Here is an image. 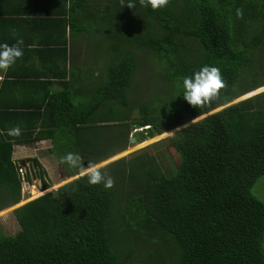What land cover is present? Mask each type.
<instances>
[{
    "label": "trees",
    "instance_id": "obj_1",
    "mask_svg": "<svg viewBox=\"0 0 264 264\" xmlns=\"http://www.w3.org/2000/svg\"><path fill=\"white\" fill-rule=\"evenodd\" d=\"M133 2L50 0L51 42L65 53L68 31L103 44L106 76L93 88L59 81L39 103L0 100V211L20 202L13 144L47 140L56 163L76 152L86 167L124 152L130 126L141 127V142L188 123L164 138L177 158L162 168L143 147L99 167L110 189L84 174L49 185L57 187L12 209L17 230L0 231V264H132L134 246L144 264H264V202L251 192L264 175V90L189 123L264 85V0H169L156 11ZM139 51L154 58L160 82L143 99L127 93ZM206 65L228 87L198 109L182 79ZM17 125L22 134L9 136ZM31 164L45 189L44 170ZM58 167L65 177L80 172Z\"/></svg>",
    "mask_w": 264,
    "mask_h": 264
},
{
    "label": "crops",
    "instance_id": "obj_2",
    "mask_svg": "<svg viewBox=\"0 0 264 264\" xmlns=\"http://www.w3.org/2000/svg\"><path fill=\"white\" fill-rule=\"evenodd\" d=\"M49 4L50 0H0V44L13 45L17 39H23L22 58L6 73L0 71V76L3 77L0 81V100L6 104H12L13 101L39 103L46 92H54L60 88L59 81L77 78L76 84L81 81L85 83L93 78L90 75L92 72L94 75L96 73V70L84 68V37L79 34L71 35L66 31L65 53L59 50L60 43L51 42ZM54 33L56 36L53 38L57 39L58 33ZM81 48L84 49L80 51ZM52 160L53 157L49 154V161L53 162ZM57 168L59 169L58 166Z\"/></svg>",
    "mask_w": 264,
    "mask_h": 264
},
{
    "label": "rangeland",
    "instance_id": "obj_3",
    "mask_svg": "<svg viewBox=\"0 0 264 264\" xmlns=\"http://www.w3.org/2000/svg\"><path fill=\"white\" fill-rule=\"evenodd\" d=\"M82 39L80 41H82ZM83 45L86 49V51L84 50V55L86 53L85 60L87 65L86 66L84 64V68L88 67V69L96 70V74H97V77L94 78V74L91 71L92 74L90 75L93 76V78L88 80L89 87L93 88L95 85L103 83L105 80L106 64H107V56H108L107 50H105L104 45L101 43H98L97 48H95L94 44L88 40H84ZM83 49L84 48H81L80 51H82ZM115 57H116V53L113 54L112 58ZM153 59L154 58L151 55L147 54L146 52L139 51L137 53L136 62H138V65L136 63L135 69H133V80H132V85L134 89L132 93L130 92V90H128L127 92L130 96L132 95L131 96L132 98L143 99L145 96L151 95L153 92L159 89L160 82L156 74L158 65L154 62ZM263 89L264 86L258 87L255 90L250 91L249 93L241 95L238 99H241L253 93H257ZM134 114H135V110L131 111L130 117L126 120V122H130ZM128 129H129L128 130V137H129V135L133 136V134H136V131L141 130V127L130 126ZM175 129L176 128H173L171 129V131H169L172 133L166 132L162 136L159 135L153 138H147L146 140L143 139V141L141 140V142L132 143V146L129 147L127 141L125 145L126 146L125 148L127 149L123 153L117 154L114 157L106 159V161L95 163V165L97 167H101L106 164H109L111 161L119 157L129 158L128 155L131 152L143 147H147V151L156 155L157 161L162 168L165 165L172 166L174 160L177 158V154L172 148L167 146L166 142L164 141V138L168 135L173 134L176 131ZM48 144L49 143L47 140H40L37 142H30L23 144H13L11 159L13 158L12 161L15 163V166L16 163L19 167L22 168H26L27 165L30 166L29 172L27 171L29 180L28 181L25 180L24 178L25 176L19 177L20 178L19 200L22 201H20L17 205L22 204L28 200H31L43 193L54 190L60 184L71 179L69 177L68 178L65 177L61 172L60 168L59 169L57 168L58 165H56L57 163L54 161V159L52 160L53 162L49 161V153L47 152V148H46L48 147ZM32 158H36L40 166L44 170V176L42 180L45 183L46 186L45 189L42 188L40 179H38L35 175H33L35 173V168L31 164ZM54 183L58 185L52 189L49 188V185ZM251 192L255 197H257L259 200L264 202V175H262L256 180L253 187L251 188ZM13 206L15 207L16 205ZM13 206L0 211V231L5 234H12L17 230L15 220L12 216L11 209ZM138 238H140V236ZM129 244L131 245L133 244V242ZM137 247L138 246H134V251L132 254L135 258L133 259L132 264H144L137 257ZM139 247L142 248L143 251H145L141 243H139ZM262 248L264 249V240L262 242ZM160 264H169V263L160 262Z\"/></svg>",
    "mask_w": 264,
    "mask_h": 264
},
{
    "label": "clouds",
    "instance_id": "obj_4",
    "mask_svg": "<svg viewBox=\"0 0 264 264\" xmlns=\"http://www.w3.org/2000/svg\"><path fill=\"white\" fill-rule=\"evenodd\" d=\"M169 0H139L142 7H151L153 11L165 8ZM122 6H127L130 9L135 7L133 0H128L125 4L121 0ZM236 15L242 18L243 9L237 8ZM23 39H17L16 43L9 45L7 43L0 44V71L7 72L18 59L23 56ZM3 77L0 76V81ZM228 87L223 79L221 70L215 66H203L198 71H195L191 76H185L182 79L183 98L194 108H204L209 106L213 101L220 98L221 90ZM187 125H184L185 128ZM181 130L177 129L176 131ZM172 133V132H169ZM19 125L8 130V135L19 137L21 135ZM84 157L76 152H67L60 156L57 160L58 166H65L67 170L82 171L87 176V182L90 186L103 184L105 189H110L114 186V180L111 176L103 173L95 164L88 163L84 166Z\"/></svg>",
    "mask_w": 264,
    "mask_h": 264
},
{
    "label": "water",
    "instance_id": "obj_5",
    "mask_svg": "<svg viewBox=\"0 0 264 264\" xmlns=\"http://www.w3.org/2000/svg\"><path fill=\"white\" fill-rule=\"evenodd\" d=\"M264 86V85H263ZM264 90V89H263ZM263 90H261V91H263ZM261 91H259V92H261ZM259 92H257V93H259ZM249 93V92H248ZM254 94H256V93H253V94H251V95H248V96H246V97H249V96H252V95H254ZM246 97H243V98H246ZM243 98H241V99H243ZM238 100H240V99H234L233 101H231V102H229V103H226V104H224V105H222V106H220V107H218V108H216V109H214V110H211V111H209L208 113H206V114H203V115H201V116H199V117H197V118H195V119H193V120H191V121H189V123L190 122H193V121H195V120H198L199 118H202V117H204L205 115H207V114H210V113H212V112H214V111H216V110H219L220 108H222V107H224V106H227V105H229V104H231V103H234V102H236V101H238ZM188 123H185V124H183V125H180V126H178V127H176V129L175 130H177L178 128H181V127H183L184 125H187ZM132 143H137V142H135V138L132 136V135H129V137H128V147L129 146H132ZM106 160V159H105ZM82 171H80L79 173H77L76 175H74V176H72V177H69V178H71V179H73V178H75V177H77V176H79V175H82V174H84V173H81ZM68 178V177H67ZM71 179H69V180H71ZM68 180V181H69ZM44 194V193H43ZM27 202V201H26ZM25 203V202H24ZM23 204V203H22ZM14 205V204H13ZM13 205H11V206H13ZM19 205H21V204H19ZM19 205H17V206H19ZM11 206H8V207H11ZM17 206H15V207H17ZM14 206L12 207V209H14L15 208ZM11 209V210H12Z\"/></svg>",
    "mask_w": 264,
    "mask_h": 264
},
{
    "label": "built area",
    "instance_id": "obj_6",
    "mask_svg": "<svg viewBox=\"0 0 264 264\" xmlns=\"http://www.w3.org/2000/svg\"><path fill=\"white\" fill-rule=\"evenodd\" d=\"M15 167H16V172H17L19 177H24L26 175L27 171L29 172V170H30V167L28 165L26 168H22V167H19L16 163Z\"/></svg>",
    "mask_w": 264,
    "mask_h": 264
},
{
    "label": "bare ground",
    "instance_id": "obj_7",
    "mask_svg": "<svg viewBox=\"0 0 264 264\" xmlns=\"http://www.w3.org/2000/svg\"><path fill=\"white\" fill-rule=\"evenodd\" d=\"M168 133V132H167ZM165 134V133H164ZM163 135V134H162ZM161 135V136H162ZM123 153V152H122ZM114 157V156H113ZM25 165V164H24ZM34 166V165H33ZM30 167V166H29ZM27 174V173H26ZM27 176H28V174H27ZM53 187H55V186H52V187H50L51 189L53 188ZM20 201H22V200H20ZM16 206H17V204H16Z\"/></svg>",
    "mask_w": 264,
    "mask_h": 264
}]
</instances>
